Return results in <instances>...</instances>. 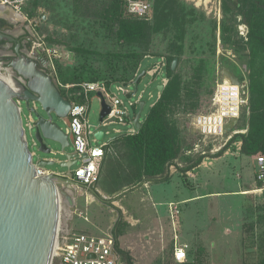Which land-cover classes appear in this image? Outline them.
Here are the masks:
<instances>
[{
    "label": "rangeland",
    "instance_id": "rangeland-1",
    "mask_svg": "<svg viewBox=\"0 0 264 264\" xmlns=\"http://www.w3.org/2000/svg\"><path fill=\"white\" fill-rule=\"evenodd\" d=\"M144 1L150 5V11L145 17H139L127 13L122 0H27L20 13L22 18L14 22L13 31L17 33L21 28H27L31 32L33 40L30 45L40 64L47 60L52 75L63 84L108 80L114 81V92L115 85L120 84L118 81L131 79L140 64L138 75L159 56L170 59L176 55L175 70L181 79L190 81L191 86L188 92L187 89L182 91L185 95L182 106L168 114L176 122L180 150L175 159L166 163L162 175L168 174L174 164L180 178L185 176L191 190L197 188L199 193L187 192L188 196L196 197L180 203L178 207L173 206L172 219L163 217L166 231L172 234L174 230L178 242L188 243L185 261L197 264H264V191L254 180V155L240 153L241 136L248 132L250 125L252 77L264 92V51L255 42L251 43L253 40L249 35L251 21L255 27L259 21L253 17L254 8L264 14L260 11L264 10V0H201L200 4L195 0ZM135 21L139 25L138 36L121 39L120 27ZM1 69L7 72L5 67ZM225 70L237 77L247 93V102L236 120L235 130L239 135L230 139L225 149L221 147L223 140L212 141L206 146V155L189 154L188 150L199 139L193 117L210 109L215 85L223 78ZM158 81V78L153 79L146 74L138 83V93L144 91L145 101L141 123L156 99ZM75 89H63L62 92L74 98ZM129 89L134 91V86ZM150 94L151 99L148 98ZM120 97L133 114L129 101L122 95ZM135 99L132 97L130 102ZM21 107L25 124L30 111L24 103ZM100 111L99 99L92 93L88 112L92 126L99 125ZM53 120L66 129L62 118L54 116ZM128 126L113 124L99 129L111 132V135H106L107 140L114 136L113 128L124 130ZM31 134L34 135V130ZM31 134L26 128L29 147L35 152L33 162L54 159L55 162L47 165V169L65 172L66 167L61 163L66 156L62 153L61 144L45 139L53 152H41L38 145H33ZM69 141L65 150L73 152L71 137ZM116 143L115 152L119 158L132 156L124 138ZM217 156L220 157L215 158ZM77 167L78 163L71 166L72 170ZM113 168L109 165L106 169L101 179L103 182H110ZM180 169L186 171L181 173ZM180 178L178 175L173 177V192L182 188L178 186ZM147 180L151 179L143 174L139 183ZM76 191L77 194L78 189ZM80 193L79 199L83 201L85 195ZM64 208L63 203L62 212ZM175 242L172 240L157 253L156 249L145 253V256L155 253L150 259L148 256L140 259L138 256L144 255L137 250L138 256L134 252L130 254L132 263L178 264L173 258Z\"/></svg>",
    "mask_w": 264,
    "mask_h": 264
},
{
    "label": "water",
    "instance_id": "water-1",
    "mask_svg": "<svg viewBox=\"0 0 264 264\" xmlns=\"http://www.w3.org/2000/svg\"><path fill=\"white\" fill-rule=\"evenodd\" d=\"M6 20L15 25L14 21ZM17 33L0 31V41L10 46L16 41ZM30 40H33L32 35ZM7 53L9 56H0V64L3 65L0 69L5 67L12 78L10 84L0 76V264H52L62 216V199L65 207L70 209L74 206V188L88 187L72 179L71 166L76 162L72 159L74 153L65 150L69 145L68 136L53 120L54 116L66 117L71 103L62 95L50 72L39 64L31 45L22 46L17 42ZM177 61L175 57L171 63L172 70H175ZM144 75L145 70L135 80L134 91L139 78ZM224 75L232 83H239L228 70ZM157 88L162 89L163 85L159 84ZM18 101L34 114V137L39 150L53 152L45 139L61 144L62 153L66 156L61 163L66 167L65 172L37 174L36 165L47 168L55 160L44 158L33 162ZM144 104V101L140 103L134 118L137 127H140L139 118ZM100 105L102 118L109 107L105 101ZM95 135L101 139L102 132Z\"/></svg>",
    "mask_w": 264,
    "mask_h": 264
},
{
    "label": "built area",
    "instance_id": "built-area-1",
    "mask_svg": "<svg viewBox=\"0 0 264 264\" xmlns=\"http://www.w3.org/2000/svg\"><path fill=\"white\" fill-rule=\"evenodd\" d=\"M26 1L0 0V6H5L15 12L21 13L22 6ZM124 7L127 13L139 17H145L150 11V5L144 0H124ZM46 61L42 65V68L50 72L60 91L76 88L74 98L69 97L67 94L64 95L70 101L71 107L67 116L62 119L66 124L64 131L68 139L71 137L74 153V158L72 159L76 160L74 164L78 163V167L75 170L71 168L72 179L91 187L99 180L100 167L110 147L112 138L123 135H135L140 130L142 125L141 120L139 118L140 127H137L134 123V118L137 115L140 103L144 101V91L138 93V84L136 91H130L129 87L132 85L135 87V80L140 75L138 73L140 72L141 64L131 79L118 81L120 84L115 85L114 92L112 91L114 81L108 83L107 80L98 79L85 80L75 84H63L52 75L48 61ZM166 66L167 59L164 56H159L145 70V75L147 74L153 79L158 78V85L162 84L164 88L169 80L166 76ZM140 79L141 77L139 81ZM243 86V84H240V81L238 84H235L225 79L224 76L217 81L211 96L210 109L193 117V124L199 133V140L188 150L189 154L195 152L200 155H206L208 153L206 146L210 141L220 142L223 140L224 142L221 147H224L237 134L238 131L235 130L236 122H233V120L239 118L242 107L247 102V93ZM162 89H158L156 99L152 105L159 100ZM92 93L97 95L100 103L105 101L109 107V111L100 118V123L97 127L92 126L88 120L90 95ZM120 95L129 101V104L133 108V114L129 112ZM134 96L136 99L134 102H130V99ZM148 98L151 99L152 95L150 94ZM18 104L21 110V102L18 101ZM113 124L130 126L124 130L113 128L112 132L114 136L106 140V135H111V132L99 129V127H107ZM23 127L25 139L27 140L26 128L29 129L30 134L34 130V117L31 111L26 118V123L24 124L23 122ZM98 131L102 132L101 139L95 135ZM31 136L33 145H38L34 135L31 134ZM31 153L33 157L35 152L31 151ZM254 162L255 179L260 189L264 190V154L254 155ZM36 171L38 175H46L52 172L38 165H36ZM116 244V238L112 233L94 236L85 232H66L64 231L61 217L52 264H124ZM188 250L189 245L187 243L177 242L176 240L173 250L174 260L176 262L185 261Z\"/></svg>",
    "mask_w": 264,
    "mask_h": 264
},
{
    "label": "crops",
    "instance_id": "crops-1",
    "mask_svg": "<svg viewBox=\"0 0 264 264\" xmlns=\"http://www.w3.org/2000/svg\"><path fill=\"white\" fill-rule=\"evenodd\" d=\"M196 132L199 136L197 130ZM235 153L239 154V152ZM218 157L220 156L215 158ZM109 165L114 168L111 172V180L107 183L101 179L104 172L106 174ZM125 165H127L126 161L119 158L113 148L109 149L101 164L98 182L91 187L74 188V206L66 212L64 210L62 225L66 232L86 231L96 236L112 233L117 238L120 248L131 255L134 252L137 256L138 250L144 255L143 257L138 256L140 259L147 256L150 259L157 253V250L164 248L172 240L178 242V236L173 227L172 234L166 231V220L164 219L169 216L172 219L173 206L178 207L180 203L196 197L188 196L187 192L199 193V190L197 188L191 190L188 181L186 183L182 175L180 178V173L176 171L174 164L170 166L166 180H147L143 184L125 180L122 170ZM118 175H121V179ZM175 175L180 178L178 186H182L177 192H173L171 182ZM254 180L257 184L255 169ZM77 189L78 195L76 194ZM79 192H81L80 195H85L83 201L79 199ZM135 193L140 195L136 196ZM199 196L205 195L200 194ZM148 251H155V253L145 256Z\"/></svg>",
    "mask_w": 264,
    "mask_h": 264
},
{
    "label": "trees",
    "instance_id": "trees-1",
    "mask_svg": "<svg viewBox=\"0 0 264 264\" xmlns=\"http://www.w3.org/2000/svg\"><path fill=\"white\" fill-rule=\"evenodd\" d=\"M122 3L124 5V0H122ZM254 9L255 12L258 8ZM260 11L261 13H264V10ZM254 12L253 17L259 21L256 27L254 26L253 21L250 23L249 35L253 40L251 43L255 42L254 44L258 45V48L264 51V19L262 16L264 14H260V12L257 11ZM138 31L139 25L136 21L132 24L127 22L120 27L119 35L121 39L122 37L126 38L129 36L136 37L138 36ZM175 57L178 58L175 55L170 59H167L166 76L169 80L162 89L159 100L150 106L139 132L135 135L116 136L111 140L109 149L113 148L114 151L117 145L116 142L119 139L124 138L125 144L132 152V156L129 157L131 160L128 157L121 158L127 163V165L122 168L123 176L125 180L127 179V182L138 184L143 174L148 175L151 180H166L168 175H162L166 163L172 161L179 155V131L175 125L176 122L168 114H173L174 108L182 106L185 99V95L182 94V91L187 89L188 92V87L191 86V82L187 79H181V76L178 75L177 71L171 69V63ZM107 82L110 83L113 81L107 80ZM261 87L262 86L255 80V78L252 77L250 83L251 114L249 117V130L246 134L242 136L240 135L242 137L240 153L244 155L264 154V92ZM60 92L62 95H65L62 90ZM238 135L239 133L234 136L237 137ZM225 146L224 149L226 148ZM199 162L200 160H198V163ZM179 171L185 172L186 169H180ZM161 175L162 177H159ZM118 178L121 179V175H118ZM184 179L187 183L185 176ZM116 243L124 264H133L130 253L120 248L117 238ZM178 264L197 263L195 261H183Z\"/></svg>",
    "mask_w": 264,
    "mask_h": 264
},
{
    "label": "flooded vegetation",
    "instance_id": "flooded-vegetation-1",
    "mask_svg": "<svg viewBox=\"0 0 264 264\" xmlns=\"http://www.w3.org/2000/svg\"><path fill=\"white\" fill-rule=\"evenodd\" d=\"M14 29H15V25H12L8 20H6L5 17L0 16V31L5 32L6 30H14ZM30 36L31 34L27 28H21V31H19L16 35V41L12 42L10 46H6L7 42L1 40L0 41V51H1L0 53L2 54H0V56L2 57L9 56L7 52L12 51L17 42H20L22 46L30 45L32 41L30 40ZM39 64H40V61H39Z\"/></svg>",
    "mask_w": 264,
    "mask_h": 264
},
{
    "label": "bare ground",
    "instance_id": "bare-ground-1",
    "mask_svg": "<svg viewBox=\"0 0 264 264\" xmlns=\"http://www.w3.org/2000/svg\"><path fill=\"white\" fill-rule=\"evenodd\" d=\"M195 1L197 4H200V2H201V0H195ZM0 16L5 17V18L12 20L14 22L18 21L22 18L20 13L15 12V11L11 10L10 8L5 7V6H0ZM0 76L4 80H6L8 83L12 84V78H11V74L9 71L4 72L2 69H0ZM223 76H224V78L228 79L225 75H223ZM62 205H63V199H62V203H61V212H62ZM66 209L68 210V208L65 207L63 209V211L65 210V212H66Z\"/></svg>",
    "mask_w": 264,
    "mask_h": 264
}]
</instances>
